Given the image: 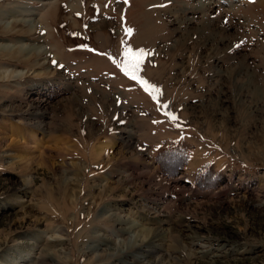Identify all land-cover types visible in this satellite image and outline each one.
<instances>
[{
  "label": "rangeland",
  "instance_id": "obj_1",
  "mask_svg": "<svg viewBox=\"0 0 264 264\" xmlns=\"http://www.w3.org/2000/svg\"><path fill=\"white\" fill-rule=\"evenodd\" d=\"M22 42L44 51L0 53L28 72L0 83V264H264V0H0Z\"/></svg>",
  "mask_w": 264,
  "mask_h": 264
},
{
  "label": "bare ground",
  "instance_id": "obj_2",
  "mask_svg": "<svg viewBox=\"0 0 264 264\" xmlns=\"http://www.w3.org/2000/svg\"><path fill=\"white\" fill-rule=\"evenodd\" d=\"M181 19H182V21H186L187 20L185 17L184 18H181ZM35 23L36 22L34 20H25L23 22V26H26L27 25L28 28L30 29L31 33H35L36 32V30H35V26H36ZM10 25H11V23H7L6 27L7 26L10 27ZM18 44L19 45H17V46L16 45L10 46V45H7V44H2V45L0 44V53H4V54H7V55H12V56L17 57V58L22 55V56H26L25 59H28V58H31V56H37V55L41 54L44 51V47L43 46H40V45L23 44V42L22 43H18ZM35 65H36V67L40 66L39 63H37ZM26 75H28V72H25V71H22V70L21 71L12 70V69H7L5 71L2 70L0 72V83L1 82H3V83L11 82L12 79H14V78H19L20 79V78H24ZM38 124H40V122H38ZM15 133H16V131H15ZM26 138H27V140L31 141L32 144L31 145L29 143H26V144H23V145H20L19 144L18 145V149L20 150V152H22L23 154H25V153L26 154H30V151H34V150L36 151V150H39L40 149V148H38V144L36 142L37 140H36L33 132H29L28 134H26ZM18 142H16L15 144L17 145ZM107 146L108 145H106L104 147L103 146H98L97 147L96 152L98 153L99 156L101 155L102 151H104V149L107 148ZM124 147L126 149L129 147L127 142H125ZM135 166L136 167L133 168V169L138 168L136 170H139L140 171V173L138 174V178L139 179H143L147 175L150 176L149 175V168L147 166L143 165V163H138L137 162V163H135ZM29 185H31V181L29 182ZM23 191L25 193L28 192V188L24 189ZM70 200L71 199L69 198V201ZM149 206L147 207L149 210H153L154 209V207L152 205L150 207ZM154 206H155V203H154ZM113 219H114V222L122 223V219H121V217L119 215L113 216ZM133 230L134 229L132 228V224H131L129 228L121 227L118 230V232H120L122 235H124V234H127L128 232L131 233ZM142 233L143 234H141L140 231L138 233L139 236H141V235L144 236L143 237V240H141L142 244L152 245L153 247L156 248V254H160V252H161V250L159 249V248H161L160 242H162V240L165 238V236H164L165 234L163 235L164 232L159 229L155 233H149V232H145V233L142 232ZM134 239H136V238H134ZM1 247L2 246H0V248ZM48 255L49 254L46 253L45 258H47V259H46V261H41V263H44V264H53L48 259V257H49Z\"/></svg>",
  "mask_w": 264,
  "mask_h": 264
},
{
  "label": "snow or ice",
  "instance_id": "obj_3",
  "mask_svg": "<svg viewBox=\"0 0 264 264\" xmlns=\"http://www.w3.org/2000/svg\"><path fill=\"white\" fill-rule=\"evenodd\" d=\"M126 2V0H125ZM250 2H254V0H250ZM167 3H171V0H167ZM159 7H164L166 5H158ZM156 7V6H154ZM130 31V30H129ZM152 53L151 52H146L144 49H139L138 51L136 52H133L130 48L129 49H126L125 50V53H124V56L126 58L125 60V64L124 66L122 67V71L124 72V74L126 76H129L132 80L134 81H138L141 85H144L145 86V90L147 91L148 90V85H147V82L145 80H143L142 78H140L138 76V73L140 71V67H141V63L143 61V58L145 56H151ZM128 58H131V60L133 62L129 63V59ZM155 92H159V89H153ZM154 100L157 99V96L153 95L152 97ZM160 107L162 108H169V105L167 104H161ZM171 121L175 122L178 117L173 114L172 112H165L164 113Z\"/></svg>",
  "mask_w": 264,
  "mask_h": 264
}]
</instances>
